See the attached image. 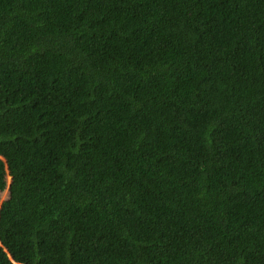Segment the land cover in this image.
I'll list each match as a JSON object with an SVG mask.
<instances>
[{
    "label": "trees",
    "instance_id": "trees-1",
    "mask_svg": "<svg viewBox=\"0 0 264 264\" xmlns=\"http://www.w3.org/2000/svg\"><path fill=\"white\" fill-rule=\"evenodd\" d=\"M0 204V264H264V0H0Z\"/></svg>",
    "mask_w": 264,
    "mask_h": 264
},
{
    "label": "rangeland",
    "instance_id": "rangeland-1",
    "mask_svg": "<svg viewBox=\"0 0 264 264\" xmlns=\"http://www.w3.org/2000/svg\"><path fill=\"white\" fill-rule=\"evenodd\" d=\"M5 180L7 181V188H9V186H10V182H11V176L9 175V173L7 172V174L5 175ZM8 190L9 189H7V191H5V193H4V196L2 197V199L4 198H6V196H7V194H8ZM4 199L2 200V202L4 201ZM2 202H1V204H2ZM0 204V209H1V205Z\"/></svg>",
    "mask_w": 264,
    "mask_h": 264
},
{
    "label": "clouds",
    "instance_id": "clouds-1",
    "mask_svg": "<svg viewBox=\"0 0 264 264\" xmlns=\"http://www.w3.org/2000/svg\"><path fill=\"white\" fill-rule=\"evenodd\" d=\"M7 182V181H6ZM10 184H11V182H10Z\"/></svg>",
    "mask_w": 264,
    "mask_h": 264
},
{
    "label": "water",
    "instance_id": "water-1",
    "mask_svg": "<svg viewBox=\"0 0 264 264\" xmlns=\"http://www.w3.org/2000/svg\"><path fill=\"white\" fill-rule=\"evenodd\" d=\"M10 187V186H9Z\"/></svg>",
    "mask_w": 264,
    "mask_h": 264
}]
</instances>
